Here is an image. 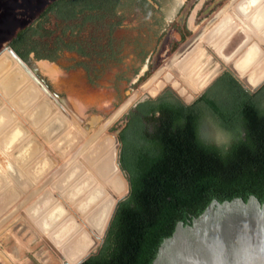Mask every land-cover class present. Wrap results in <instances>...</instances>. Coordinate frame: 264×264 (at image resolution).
<instances>
[{"label":"rangeland","instance_id":"1","mask_svg":"<svg viewBox=\"0 0 264 264\" xmlns=\"http://www.w3.org/2000/svg\"><path fill=\"white\" fill-rule=\"evenodd\" d=\"M51 1L0 0V60L7 59L12 70L4 68L7 74H0V77L4 75L0 78V116L8 122V130L21 132L13 148L0 143V264H65L49 240L59 249L54 238L59 239V233L72 217L74 223H81L91 233L77 209L65 199L66 190H54L61 184L71 158V154L66 155L69 146L65 147L64 136L69 138L77 133L82 138L77 147L81 152L92 146L93 138L95 141L113 139L121 167L119 133L129 111L144 97H156L171 88L184 102L191 104L225 71H231L245 89L252 92L264 86V82L254 88L247 86L232 69L254 45L264 57V49L257 41L264 39V22L259 32L254 33L256 38L250 33L248 39L243 27L227 38L223 42L224 56L211 46L213 31L223 19L231 18L233 24L238 25L243 21L241 17L238 21L233 18L240 0H158V3L149 0L155 11L127 3L122 12L124 22L113 34L106 20L76 30L73 37L69 34L65 37L83 44L87 55L64 50L57 62L36 61L33 56L25 62L50 95L28 78L13 86V82L8 81L17 76L15 70L20 68L6 58L10 41L19 29L32 24ZM232 7V16L229 13L222 16V12H229ZM47 26L58 35L63 24L52 17ZM217 47L220 49V44ZM187 64L191 65L188 67L193 77L201 69L204 70L198 73L200 78L213 75L210 82L201 89H194V83L188 79L190 73L183 70ZM245 73L249 75L252 71ZM90 78L94 82L91 83ZM34 85L38 91L35 98L28 106H21L20 100H24L26 91ZM204 131L211 142H228L226 132L212 119H208ZM28 145L34 150L22 161V151ZM122 172L126 190L117 202L130 191L128 175ZM11 191L14 201L8 202L5 196ZM55 207L64 210L60 217L58 212L51 214ZM49 217L56 222L50 224L48 235L39 221ZM106 230L97 239V246L83 259L97 252ZM50 235L55 237L50 239Z\"/></svg>","mask_w":264,"mask_h":264},{"label":"trees","instance_id":"2","mask_svg":"<svg viewBox=\"0 0 264 264\" xmlns=\"http://www.w3.org/2000/svg\"><path fill=\"white\" fill-rule=\"evenodd\" d=\"M127 3L155 11L149 0H55L16 32L10 47L24 62L31 56L57 62L64 50L87 55L65 37L106 20L113 34ZM52 17L63 24L58 35L47 26ZM125 118L120 165L130 191L117 202L102 245L81 264H153L177 225H191L213 201L254 196L264 203V86L252 92L225 71L191 104L167 88L137 102ZM208 119L226 132L227 143L207 139Z\"/></svg>","mask_w":264,"mask_h":264},{"label":"bare ground","instance_id":"3","mask_svg":"<svg viewBox=\"0 0 264 264\" xmlns=\"http://www.w3.org/2000/svg\"><path fill=\"white\" fill-rule=\"evenodd\" d=\"M242 1L243 0H240L238 3H236L237 10L235 11V15H233V18H235V20L237 21L238 18L241 17L243 21H240V25L235 23L233 24V19L226 18L223 19L222 24L215 31H213L214 37L212 36V38L214 41H212L211 43L214 44H211V46L213 45V48L215 50H219L218 53H220L221 56H224L223 51L225 48V43L223 42H225L227 38L229 39V37H231V35L238 29L240 30V28L243 27L244 30H246L245 33L248 34V39H250V36H254L256 38L254 33L258 31L259 26H261V24L264 22V0ZM232 11L233 10L231 8L229 12H222L221 14L222 16H225L227 13H232ZM250 33L252 35H250ZM262 40L263 39L260 38L257 39L261 48L264 49V40ZM219 44L221 48L216 49L219 48L217 47ZM246 44L245 46H247ZM7 53L8 56H6V58H8L11 62H14L20 68V70H15L17 76L14 79L12 78L8 81L11 84L13 82V86H17L20 82L23 81L24 78L28 77L24 72V67L19 64L12 51L9 49L7 50ZM261 55L262 53L260 52V50H258V48L254 45L252 48H250L249 51L244 54L242 59L236 64V67L235 65L232 66V69L235 70L239 78H241L243 82L249 87H256L264 82V57ZM226 58L229 59L228 57H225L224 59L227 60ZM188 66L191 67V65L187 64L183 67V70L190 73L188 79H190V81L194 83V89L196 90L205 87L213 77V75H211L208 76L207 79H204V76L200 78L201 75L198 76V73H203L204 69L200 70L199 68L198 69L200 70V72L196 71L198 73L193 77L194 73L191 74V68H189ZM251 66H255L256 70L251 74L249 73L248 75L245 73V69L247 68L248 70V67ZM4 68L12 71L8 67V61L5 58L0 60V74L3 73L4 75H6L7 70ZM182 73L183 75L185 74L184 72ZM3 76H1L0 78H2ZM4 84L8 85L7 83ZM35 86L36 85L31 86L26 91L24 100H20L21 106H28L31 99L35 98L36 93H38V91L36 90L37 86ZM184 93L185 91L182 92L181 95H183ZM7 123L8 122H5V119L1 118L0 116V143L10 149L15 146L17 141H19V135L21 132L15 129L8 130L9 127H7ZM3 132H5V135L2 134ZM66 137L64 136V140L66 142L65 147L67 145L69 146V153H66V155L71 154V158L69 159V162L67 164V171L65 172V174H60L62 175L61 184H59L58 186L54 185V190L58 192L60 190H66L67 194L65 196V199H67V201H69V203L73 205L75 209H77L81 219L84 220L92 235L82 227L81 223H74L72 221V217L69 219V224H66L62 231L59 233V239L56 240L54 238V242L59 249H57L55 246L54 247L62 255H64V263L77 264L91 251H93L92 249L94 247L97 246V239H99L104 234V231L107 228L113 209L117 203V198L121 196L126 190V182L123 176L122 169L117 162L118 153L116 141L110 138H103L99 141H95L96 138H93L91 141V143H93L91 144L92 146L88 150H85V152H81L77 147L81 144L82 138L75 132L70 137L68 136L69 138ZM89 142H87V144H89ZM33 150L34 148L31 145H28L25 149H23L22 152H24V155L21 160L24 161L25 159H27L32 154ZM72 151H74V153H71ZM80 153H82V155ZM10 194H13V192L11 191L10 193H8V196H5V199L8 202V199L10 198L9 196H13L10 202L14 201V194ZM55 212H58V217H60L63 214L64 210L55 207V210L51 214H54ZM55 222L56 221L52 220V217H49L47 219L43 218L39 221V225L49 235L50 232L48 230L50 224H54ZM53 237L55 236L50 235V239H53Z\"/></svg>","mask_w":264,"mask_h":264},{"label":"water","instance_id":"4","mask_svg":"<svg viewBox=\"0 0 264 264\" xmlns=\"http://www.w3.org/2000/svg\"><path fill=\"white\" fill-rule=\"evenodd\" d=\"M9 49L28 79L50 95L17 53ZM148 98L151 96L141 101ZM49 244L64 260L50 240ZM153 264H264V203L254 196L248 201H213L191 225H177L173 235L161 244Z\"/></svg>","mask_w":264,"mask_h":264},{"label":"crops","instance_id":"5","mask_svg":"<svg viewBox=\"0 0 264 264\" xmlns=\"http://www.w3.org/2000/svg\"><path fill=\"white\" fill-rule=\"evenodd\" d=\"M243 1H245V0H243ZM243 1H242V2H243ZM242 2H241V3H242ZM263 8H264V7H263ZM232 10H234V7H232ZM233 13H234V12L232 11V13L230 12L229 15L232 16L231 14H233ZM234 15H235V14H234ZM262 39H263V38H262ZM263 40H264V39H263ZM263 40H262V41H263ZM247 44H248V43H247ZM257 47H258V46H257ZM235 66H236V64H235ZM252 69H253V70H252ZM245 70H246V71L249 70V71L254 72V71L256 70V67H248V70H247V68H246ZM9 197H10V198H9L8 200L11 201L12 198H13V196H9Z\"/></svg>","mask_w":264,"mask_h":264},{"label":"flooded vegetation","instance_id":"6","mask_svg":"<svg viewBox=\"0 0 264 264\" xmlns=\"http://www.w3.org/2000/svg\"><path fill=\"white\" fill-rule=\"evenodd\" d=\"M53 1H55V0H53ZM53 1H51L50 3H52ZM50 3H48V4H50ZM48 4L46 5V7L48 6ZM46 7H45V8H46ZM42 11H43V10H42ZM42 11H41V12H42Z\"/></svg>","mask_w":264,"mask_h":264}]
</instances>
